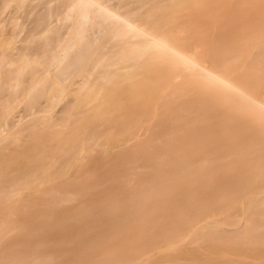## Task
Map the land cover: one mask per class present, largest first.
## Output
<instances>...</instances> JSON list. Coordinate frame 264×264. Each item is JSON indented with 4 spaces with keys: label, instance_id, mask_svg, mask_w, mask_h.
Segmentation results:
<instances>
[{
    "label": "bare ground",
    "instance_id": "1",
    "mask_svg": "<svg viewBox=\"0 0 264 264\" xmlns=\"http://www.w3.org/2000/svg\"><path fill=\"white\" fill-rule=\"evenodd\" d=\"M262 253L264 0H0V264Z\"/></svg>",
    "mask_w": 264,
    "mask_h": 264
},
{
    "label": "rangeland",
    "instance_id": "2",
    "mask_svg": "<svg viewBox=\"0 0 264 264\" xmlns=\"http://www.w3.org/2000/svg\"><path fill=\"white\" fill-rule=\"evenodd\" d=\"M26 6V5H25ZM26 7H23L22 9H20L19 11H17V13L15 14V13H13L14 12V6L13 5H11V6H9V7H7L6 9H5V11H4V13L7 15H11V14H15L14 16L16 17V19L18 18V21H19V26L20 25H22L21 27H19L17 30H16V38H18V36L20 35V34H22V35H20V37H24L25 35H26V33H24V31L25 32H27V27H25L26 25H28V24H26L27 23V16H26V12H27V10L25 9ZM10 25L8 24V22H6L5 21V23H4V27H2V30L4 31H2L4 34H9V32H10V27H9ZM24 27V28H23ZM8 28V29H7ZM21 29H22V31H23V33H21L22 31H21ZM5 30H7V31H5ZM19 30V31H18ZM21 31V32H20ZM6 32V33H5ZM17 34H19V35H17ZM18 38V39H21V38ZM21 109H22V107L20 106L19 107V109H18V112H22L21 111ZM24 111V110H23ZM27 112H25L24 111V113H21V114H26ZM262 255H263V258H264V253H262ZM256 263H258V261H256ZM263 264H264V259H263Z\"/></svg>",
    "mask_w": 264,
    "mask_h": 264
}]
</instances>
